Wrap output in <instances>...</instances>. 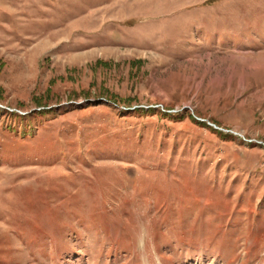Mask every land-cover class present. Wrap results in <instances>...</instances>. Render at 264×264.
<instances>
[{
  "label": "rangeland",
  "instance_id": "374dc122",
  "mask_svg": "<svg viewBox=\"0 0 264 264\" xmlns=\"http://www.w3.org/2000/svg\"><path fill=\"white\" fill-rule=\"evenodd\" d=\"M0 264H264V0H0Z\"/></svg>",
  "mask_w": 264,
  "mask_h": 264
},
{
  "label": "water",
  "instance_id": "95a60500",
  "mask_svg": "<svg viewBox=\"0 0 264 264\" xmlns=\"http://www.w3.org/2000/svg\"><path fill=\"white\" fill-rule=\"evenodd\" d=\"M196 119L200 120L199 118H196ZM212 126H213L215 129L218 128V127H216L215 125H212Z\"/></svg>",
  "mask_w": 264,
  "mask_h": 264
}]
</instances>
